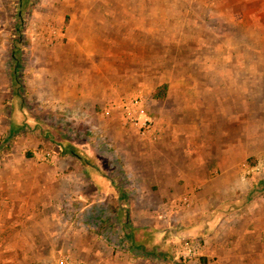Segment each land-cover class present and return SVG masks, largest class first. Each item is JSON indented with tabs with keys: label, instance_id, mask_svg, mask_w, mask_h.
<instances>
[{
	"label": "rangeland",
	"instance_id": "374dc122",
	"mask_svg": "<svg viewBox=\"0 0 264 264\" xmlns=\"http://www.w3.org/2000/svg\"><path fill=\"white\" fill-rule=\"evenodd\" d=\"M32 1L21 17L0 0V264H106L123 220L86 218L115 203L151 209L158 264L264 256V0H96L74 18ZM88 76L110 88L79 103Z\"/></svg>",
	"mask_w": 264,
	"mask_h": 264
},
{
	"label": "crops",
	"instance_id": "0c3cea01",
	"mask_svg": "<svg viewBox=\"0 0 264 264\" xmlns=\"http://www.w3.org/2000/svg\"><path fill=\"white\" fill-rule=\"evenodd\" d=\"M95 1L96 0H48V2H50L49 5H55L56 3H60V4H63V6L68 7L67 12L71 13L72 18H74L77 14L76 12L77 6L79 5L94 6ZM100 1L105 4V0H99V2ZM109 1L111 2V6L113 7L112 12H115L114 10V6L116 5L115 0H109ZM15 2L18 3V11L20 12L19 9H20L21 3L23 5L22 0H15ZM87 10L88 12L90 11L89 9ZM111 17H112L111 19L118 18L114 14L111 15ZM83 66L84 65H82V63H78V61L72 64V67L74 69L77 67H83ZM3 67H5V65L1 64L0 69H3ZM92 67H93V64H92ZM87 78L88 79L85 80V82H87L85 88L78 89L79 87L78 84H74V86L72 87L71 94H73V96H76V99L80 98V99H77V102L79 103H84V101H87V100H90V101L100 100L99 98L104 97L106 95L105 93L110 88L108 87L109 86L108 83H105V82L99 83L92 76H88ZM103 180L107 182V185L104 183V181L103 183L99 185L100 186L99 190H102V191L108 189V187L110 186L108 185V182H110L111 179L107 180V176H103ZM108 194L106 195L105 193L104 195H101V196L105 197V196H108ZM112 194L113 195L111 196V198L112 197L114 198V193ZM190 194L192 195V200L194 202L196 196H198V194L196 195V190H194ZM116 196L118 197V195ZM118 198H119V201H122V202L128 199V197L123 194L120 195ZM202 198L203 197H201L200 195L199 201ZM115 205H116V208L118 209H115L116 212L114 213L112 212L110 213V211L106 212L105 209H96V212H95L96 217H93L91 219H89L90 217L86 218L88 221L93 220L99 227L103 225H107L109 222V221L106 222L104 217L98 218L97 216L99 214L104 215L105 213L107 215L109 214L112 215L115 218V220H117V225L121 221V219L123 220V222H121L120 224V230H123L122 229L123 227L126 233L124 232L119 235L120 233L119 230H117V233H116L114 232L113 229H109L110 236L113 237L114 240L118 238L117 239L118 242L114 244L113 242H110L109 240H107L108 245L106 249V258L103 261H105L106 264H158L159 263L158 260L160 258L161 253L159 251L160 247H158L157 245L159 243H157L156 241L158 240V235L161 234L163 230L158 229L157 223H155V221H153V219L151 218V215H150L151 209H131L129 211V209H124V207L122 208L123 205H120L119 203L118 204L115 203ZM103 207H105V205H103ZM154 229L157 230L155 231V240L152 243L145 241L146 239L148 240L150 237V234L146 231L150 232ZM167 229L168 228H166V230ZM120 244H125L127 248L118 249L117 246H120ZM256 244H260V243L256 241ZM246 246L248 245L246 244ZM216 250H220V249L216 248ZM94 251L97 252L96 248L94 249ZM231 258H234V256H231ZM254 261H255L254 264H264V256L256 255ZM240 264H253V262H249L247 259H243L241 260Z\"/></svg>",
	"mask_w": 264,
	"mask_h": 264
},
{
	"label": "trees",
	"instance_id": "16d2710c",
	"mask_svg": "<svg viewBox=\"0 0 264 264\" xmlns=\"http://www.w3.org/2000/svg\"><path fill=\"white\" fill-rule=\"evenodd\" d=\"M23 5L21 3L20 5V16L23 17L24 13L28 10H31V8L34 6V3H32V0H22ZM20 17V18H21ZM13 56H16L17 58H19L16 54H14ZM166 92H167V84H162L159 87H157L155 89V91L153 92V97L155 99H164L166 96ZM61 146L63 147V151L66 153H70L73 154L77 159H79L85 167L88 168H95L93 162H91L90 158L86 155V153L79 147H76L75 145H72L66 141L61 140ZM155 231H157L156 229L152 230V231H146L150 234L149 239L145 240L148 242H153L155 240ZM147 234V233H146Z\"/></svg>",
	"mask_w": 264,
	"mask_h": 264
},
{
	"label": "built area",
	"instance_id": "2783aa9c",
	"mask_svg": "<svg viewBox=\"0 0 264 264\" xmlns=\"http://www.w3.org/2000/svg\"><path fill=\"white\" fill-rule=\"evenodd\" d=\"M114 107L118 108L120 106L118 104H113L109 109H114ZM126 107L128 109V105H126ZM127 117L131 118L132 116L127 115ZM139 122L142 123L140 125V128H141L142 133L146 137H147V134H150V133L152 134V130H153L152 123H153V121L150 117H145L142 121L137 119L138 124H139ZM102 138L105 139L104 136ZM192 203H193V200H192V197L190 195H184L183 197L180 198V201H179V205H181L182 207H185V208L190 207L192 205ZM164 216H166V213L164 214ZM186 246H188V245L186 244ZM187 248H188V251L191 252L192 249L189 246Z\"/></svg>",
	"mask_w": 264,
	"mask_h": 264
}]
</instances>
